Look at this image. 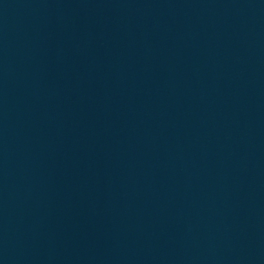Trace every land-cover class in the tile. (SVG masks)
I'll return each mask as SVG.
<instances>
[{
  "label": "water",
  "instance_id": "obj_1",
  "mask_svg": "<svg viewBox=\"0 0 264 264\" xmlns=\"http://www.w3.org/2000/svg\"><path fill=\"white\" fill-rule=\"evenodd\" d=\"M0 264H264V0H0Z\"/></svg>",
  "mask_w": 264,
  "mask_h": 264
}]
</instances>
